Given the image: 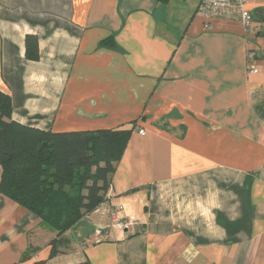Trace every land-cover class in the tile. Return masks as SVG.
I'll return each mask as SVG.
<instances>
[{
    "label": "crops",
    "instance_id": "1",
    "mask_svg": "<svg viewBox=\"0 0 264 264\" xmlns=\"http://www.w3.org/2000/svg\"><path fill=\"white\" fill-rule=\"evenodd\" d=\"M246 3L248 31L198 0H0L11 120L131 130L108 193L136 222L51 257L56 233L0 194V264H264V0Z\"/></svg>",
    "mask_w": 264,
    "mask_h": 264
},
{
    "label": "trees",
    "instance_id": "2",
    "mask_svg": "<svg viewBox=\"0 0 264 264\" xmlns=\"http://www.w3.org/2000/svg\"><path fill=\"white\" fill-rule=\"evenodd\" d=\"M99 46L115 48L112 38ZM25 57L38 60L35 37H26ZM11 115L10 97L0 92V194L56 233L53 257L68 250L64 234L105 199L131 130L52 133L18 124Z\"/></svg>",
    "mask_w": 264,
    "mask_h": 264
},
{
    "label": "built area",
    "instance_id": "3",
    "mask_svg": "<svg viewBox=\"0 0 264 264\" xmlns=\"http://www.w3.org/2000/svg\"><path fill=\"white\" fill-rule=\"evenodd\" d=\"M198 2L197 11L206 21L215 18L232 19L236 17L238 23L245 31H248L253 26L246 0H198ZM205 28L210 29V26L206 24ZM248 71L252 74L254 69L249 65ZM137 133L144 135L142 129H139ZM111 200L112 196L107 193L105 199L92 210L87 220L99 228H102L100 224L106 223L124 231L131 229L136 222L132 219H123L121 217L122 206L112 204ZM92 217L96 218L97 221L94 222Z\"/></svg>",
    "mask_w": 264,
    "mask_h": 264
},
{
    "label": "water",
    "instance_id": "4",
    "mask_svg": "<svg viewBox=\"0 0 264 264\" xmlns=\"http://www.w3.org/2000/svg\"><path fill=\"white\" fill-rule=\"evenodd\" d=\"M70 231L72 232V235L74 236L76 241L81 242L90 237L93 233H102L105 230L103 228H99L87 219H82L78 223H76L70 229Z\"/></svg>",
    "mask_w": 264,
    "mask_h": 264
},
{
    "label": "rangeland",
    "instance_id": "5",
    "mask_svg": "<svg viewBox=\"0 0 264 264\" xmlns=\"http://www.w3.org/2000/svg\"><path fill=\"white\" fill-rule=\"evenodd\" d=\"M92 220H93L94 222L97 221L96 218H94V217H92ZM100 227H108V228H111V225L105 223V224H100Z\"/></svg>",
    "mask_w": 264,
    "mask_h": 264
}]
</instances>
